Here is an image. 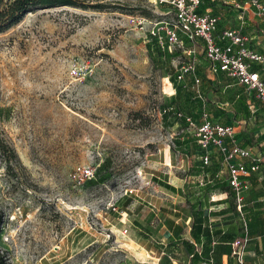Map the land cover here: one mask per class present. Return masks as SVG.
I'll list each match as a JSON object with an SVG mask.
<instances>
[{"label":"rangeland","instance_id":"374dc122","mask_svg":"<svg viewBox=\"0 0 264 264\" xmlns=\"http://www.w3.org/2000/svg\"><path fill=\"white\" fill-rule=\"evenodd\" d=\"M98 1L115 5L38 10L0 32V132L18 154L0 156L7 264H149L166 218L183 222L198 162L177 111L199 106L191 82H168L181 49L152 33L171 14L154 0L86 3ZM204 83L209 107L217 87Z\"/></svg>","mask_w":264,"mask_h":264},{"label":"crops","instance_id":"0c3cea01","mask_svg":"<svg viewBox=\"0 0 264 264\" xmlns=\"http://www.w3.org/2000/svg\"><path fill=\"white\" fill-rule=\"evenodd\" d=\"M220 1L202 0L199 6V10L218 16L216 36H220L226 29H236L248 38L246 45L250 49L264 52V16L256 13V7L251 5L249 0H239L240 2L223 0V3H228L224 6ZM209 2H213V5ZM233 5L243 9L235 13ZM254 24H256L255 31L249 29L250 26H255ZM186 46H191V42L186 41ZM184 57L185 60H189L192 56ZM193 57L197 59L195 70L179 78V68L182 65L179 63L174 73L169 75L168 82H180L183 85L191 82L195 89L196 78H199L203 83L201 88L197 87L202 95L208 90V85L204 82H212L217 87V97L212 100L214 104L208 107L207 99L200 98L195 92L194 102L199 108L183 113L201 122L203 110L206 108L212 120L222 124H233L237 143L250 148L262 158L258 169L251 173L250 185L245 191L244 210L248 222V240L244 247L243 262H239L233 254V242L244 237L246 232L235 207L234 194L228 182L229 173L223 162V155L217 149H213L209 162L205 163L199 152L197 138L190 131L195 142L193 155L198 162V170L188 175L189 190L186 195L188 204L183 208L180 216L183 222L178 224V220L174 222L165 217L167 225L164 227L169 238L167 242L160 241L164 244V249L160 255L143 261L149 264H264V107L255 92L247 91L244 85L230 77L227 72L223 70L211 72L210 63L201 46ZM253 67L259 70L264 78L261 65L254 64ZM210 107L212 109H209ZM227 142L231 143L230 138H227ZM167 160L172 161L170 150L167 153ZM244 161L248 166L252 164L249 158ZM192 197L196 199L195 203L192 202ZM130 225L127 223L128 227H131ZM133 225L131 228L133 235L130 239L143 247L140 236L142 232L148 233L146 227L136 220ZM193 225L198 239L192 233ZM145 250L148 252L147 249ZM130 263L131 261H127L125 264Z\"/></svg>","mask_w":264,"mask_h":264},{"label":"built area","instance_id":"2783aa9c","mask_svg":"<svg viewBox=\"0 0 264 264\" xmlns=\"http://www.w3.org/2000/svg\"><path fill=\"white\" fill-rule=\"evenodd\" d=\"M153 2L167 4L171 16L162 20L163 31L154 28L152 33L162 45L166 44L171 50L181 49L184 56H192L189 60L184 59L180 62L182 65L179 68V78L195 70L197 59L193 55L201 46L210 63L211 72L218 70L227 72L230 77L244 85L247 91L255 92L264 107V78L261 72L253 67L254 64H260L264 72V52L250 49L246 45L248 38L236 29H226L220 36H216L218 16L210 12H199L202 0H154ZM249 3L256 7L258 15L264 16V2L249 0ZM186 41L191 42V46H186ZM199 83L200 79L196 78L197 96L203 99L198 88ZM177 116L186 120L187 129L197 138L199 152L205 163L209 162L213 149H217L223 155V162L228 168V182L234 194L235 207L246 232L244 237L233 242V254L242 263L244 247L248 240V222L244 210L245 191L250 185L251 173L258 169V164L262 160L261 155L239 145L236 141L234 125L212 120L206 108L203 110L201 122L182 111H177ZM227 138H230L231 143L227 142ZM246 158L251 159L250 166L245 163Z\"/></svg>","mask_w":264,"mask_h":264},{"label":"trees","instance_id":"16d2710c","mask_svg":"<svg viewBox=\"0 0 264 264\" xmlns=\"http://www.w3.org/2000/svg\"><path fill=\"white\" fill-rule=\"evenodd\" d=\"M209 1V0H204ZM213 5V2H209ZM115 4L110 2L98 1L96 3L87 4L86 0H0V32L5 31L11 26L19 23L27 13L35 12L38 10H45L60 6H79V7H94L99 10H105L112 7ZM168 7L167 4H164ZM203 13V10H199ZM181 121L187 125L184 118H180ZM0 156L7 161L11 159H18V154L15 148L1 136L0 132ZM107 162H103L100 167H104ZM97 181V176L95 178ZM132 197L127 198L126 206L131 203ZM2 223V211L0 210V227ZM205 231V230H204ZM192 233L195 238H199L195 233L194 225L192 226ZM0 264H7L5 255L0 251Z\"/></svg>","mask_w":264,"mask_h":264}]
</instances>
